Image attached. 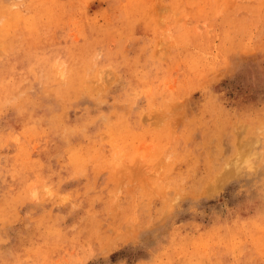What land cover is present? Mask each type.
<instances>
[{
	"label": "rangeland",
	"instance_id": "374dc122",
	"mask_svg": "<svg viewBox=\"0 0 264 264\" xmlns=\"http://www.w3.org/2000/svg\"><path fill=\"white\" fill-rule=\"evenodd\" d=\"M0 264H264V0H0Z\"/></svg>",
	"mask_w": 264,
	"mask_h": 264
},
{
	"label": "bare ground",
	"instance_id": "6f19581e",
	"mask_svg": "<svg viewBox=\"0 0 264 264\" xmlns=\"http://www.w3.org/2000/svg\"><path fill=\"white\" fill-rule=\"evenodd\" d=\"M15 14V13H14ZM32 19V18H31ZM16 20V19H15ZM67 141V140H66Z\"/></svg>",
	"mask_w": 264,
	"mask_h": 264
}]
</instances>
